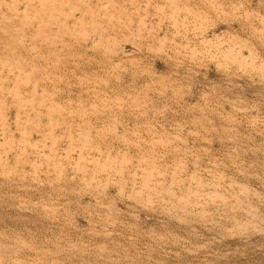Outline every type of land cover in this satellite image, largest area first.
Listing matches in <instances>:
<instances>
[{
	"label": "rangeland",
	"instance_id": "rangeland-1",
	"mask_svg": "<svg viewBox=\"0 0 264 264\" xmlns=\"http://www.w3.org/2000/svg\"><path fill=\"white\" fill-rule=\"evenodd\" d=\"M0 264H264V0H0Z\"/></svg>",
	"mask_w": 264,
	"mask_h": 264
}]
</instances>
